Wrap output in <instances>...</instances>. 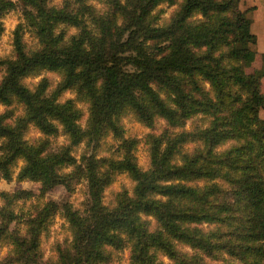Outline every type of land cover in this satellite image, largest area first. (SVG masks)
Segmentation results:
<instances>
[{"label": "clouds", "instance_id": "obj_1", "mask_svg": "<svg viewBox=\"0 0 264 264\" xmlns=\"http://www.w3.org/2000/svg\"><path fill=\"white\" fill-rule=\"evenodd\" d=\"M0 264H264V0H0Z\"/></svg>", "mask_w": 264, "mask_h": 264}, {"label": "trees", "instance_id": "obj_2", "mask_svg": "<svg viewBox=\"0 0 264 264\" xmlns=\"http://www.w3.org/2000/svg\"><path fill=\"white\" fill-rule=\"evenodd\" d=\"M115 76H116V73H115V72H111V73H110V78H112L113 81H114V79H115Z\"/></svg>", "mask_w": 264, "mask_h": 264}]
</instances>
